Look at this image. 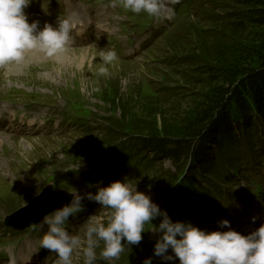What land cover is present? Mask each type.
<instances>
[{"label":"rangeland","instance_id":"rangeland-1","mask_svg":"<svg viewBox=\"0 0 264 264\" xmlns=\"http://www.w3.org/2000/svg\"><path fill=\"white\" fill-rule=\"evenodd\" d=\"M233 7L227 0H202L175 8L174 20L158 21L125 10L120 0H31L25 8L29 22L39 21L43 30L67 21L74 36L58 57L34 49L25 56L35 60L27 58L24 66L0 65V264H61L58 254L40 245L47 231L42 220L22 231L6 228L4 221L19 210L31 221L43 205L64 206L79 194L82 210L65 228L84 239L90 217L107 222L111 215L86 194L115 181L127 180L177 222L181 215L173 210L185 192L191 161L165 158L150 170L120 175L113 166L108 176L97 175L130 138L163 135L190 117L209 85L204 67L212 63L220 38L232 35ZM109 50L119 59L101 74L100 52ZM263 161L241 166L239 180L225 185L234 200L217 202L220 213L190 223L208 232L228 231L218 224L227 219L245 236L264 225ZM196 178L195 185L201 184ZM60 191L71 199L58 198ZM161 219L145 226L139 249H127L119 259L104 260L101 242L96 264H143ZM84 246L74 250L73 264H85ZM155 261L173 264L162 257Z\"/></svg>","mask_w":264,"mask_h":264},{"label":"trees","instance_id":"trees-1","mask_svg":"<svg viewBox=\"0 0 264 264\" xmlns=\"http://www.w3.org/2000/svg\"><path fill=\"white\" fill-rule=\"evenodd\" d=\"M199 1L180 0L174 7ZM227 1L234 6L229 14L232 35L220 38L212 63L204 67L209 85L190 117L163 135L130 138L101 168L104 176L113 166L122 175L150 170L159 159L191 161L183 180L185 192L173 210L180 213L181 222L205 223L214 201L229 198L224 186L239 180L241 166L254 168L264 160V0ZM196 177L201 184L195 185ZM157 240L146 257L153 264H160L154 257Z\"/></svg>","mask_w":264,"mask_h":264},{"label":"clouds","instance_id":"clouds-1","mask_svg":"<svg viewBox=\"0 0 264 264\" xmlns=\"http://www.w3.org/2000/svg\"><path fill=\"white\" fill-rule=\"evenodd\" d=\"M31 0H0V65L20 62L25 54L34 49L47 56H59L71 42V26L60 21L58 27L45 24L39 30V21L29 23L25 14ZM123 8L134 14L146 13L158 21H171L176 16L175 5L180 0H120ZM115 6V3L114 5ZM99 72L108 74L107 65L119 59L115 50L100 52ZM103 181L100 182L102 184ZM90 201L98 202L111 210L104 222L99 216L88 219L85 238L70 234L65 223L70 216L82 210L83 196L74 194L70 204L45 215L40 225L47 231L40 240L42 248L58 254L61 264H73V252L82 244L85 264H96L97 248L103 242L100 256L104 260L119 259L132 245H139L146 225L162 218L154 232L159 238L154 247V256L175 264H264V225L245 236L231 229L230 221H219L221 229L228 231L201 230L190 222H173L166 210L154 203L150 196L133 190L127 180L115 181L106 187H97L95 194H86ZM256 217H253L255 222ZM172 250L174 255L169 254ZM143 264H153L146 258Z\"/></svg>","mask_w":264,"mask_h":264},{"label":"water","instance_id":"water-1","mask_svg":"<svg viewBox=\"0 0 264 264\" xmlns=\"http://www.w3.org/2000/svg\"><path fill=\"white\" fill-rule=\"evenodd\" d=\"M61 207H58L57 209H59ZM56 210V209H55ZM54 210H49V211H46V212H42L41 214L37 215L36 216V220L33 222V223H37L39 222L41 219H43V217L51 212H53ZM10 226H13L15 227L17 225V217H13L12 219H10L9 223H8ZM30 223H27V225H24V226H21L19 227L20 229H23L25 228L26 226H29Z\"/></svg>","mask_w":264,"mask_h":264},{"label":"bare ground","instance_id":"bare-ground-1","mask_svg":"<svg viewBox=\"0 0 264 264\" xmlns=\"http://www.w3.org/2000/svg\"><path fill=\"white\" fill-rule=\"evenodd\" d=\"M78 22H79V21H78ZM76 23H77V22H75V23H73V24H76ZM89 23H90V22H89ZM82 27H83V26H82ZM39 50H40V49H39ZM40 51H42V50H40ZM29 57H30L31 60H35V59L32 58L33 56H29ZM29 57H26V56H25V58H24L22 61L19 62L20 65H21V66H24L25 64H27V60H26V59L29 58ZM46 68H47V67H46ZM5 121L7 122V119H5ZM44 202H45V201H44ZM38 210H39V209H38Z\"/></svg>","mask_w":264,"mask_h":264}]
</instances>
